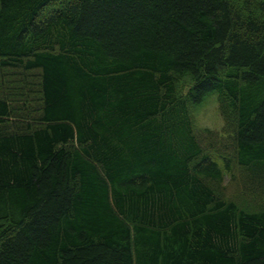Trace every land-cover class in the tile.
<instances>
[{"label": "trees", "instance_id": "1", "mask_svg": "<svg viewBox=\"0 0 264 264\" xmlns=\"http://www.w3.org/2000/svg\"><path fill=\"white\" fill-rule=\"evenodd\" d=\"M0 264H264V0H0Z\"/></svg>", "mask_w": 264, "mask_h": 264}, {"label": "clouds", "instance_id": "2", "mask_svg": "<svg viewBox=\"0 0 264 264\" xmlns=\"http://www.w3.org/2000/svg\"><path fill=\"white\" fill-rule=\"evenodd\" d=\"M191 87L182 90V94L189 97ZM188 120L193 129L219 131L226 126V118L221 110L219 93L215 89L205 92L199 101L190 98L188 105Z\"/></svg>", "mask_w": 264, "mask_h": 264}, {"label": "rangeland", "instance_id": "3", "mask_svg": "<svg viewBox=\"0 0 264 264\" xmlns=\"http://www.w3.org/2000/svg\"><path fill=\"white\" fill-rule=\"evenodd\" d=\"M227 130H229V127H228V123L226 122V126L223 129H221L219 131H216V130H210V131H212L214 134H216L217 138L220 141H223V140H225L228 137L229 133L227 132ZM197 133L199 135H201L202 137H204V138H205V135L207 134L206 130H197ZM230 179H231V176L228 174L226 176L225 183H228L230 181Z\"/></svg>", "mask_w": 264, "mask_h": 264}]
</instances>
